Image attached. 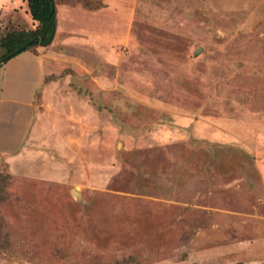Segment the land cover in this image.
<instances>
[{
    "label": "rangeland",
    "instance_id": "374dc122",
    "mask_svg": "<svg viewBox=\"0 0 264 264\" xmlns=\"http://www.w3.org/2000/svg\"><path fill=\"white\" fill-rule=\"evenodd\" d=\"M7 2L0 36L35 27ZM55 4L32 129L0 171V264H196L264 238V0Z\"/></svg>",
    "mask_w": 264,
    "mask_h": 264
},
{
    "label": "crops",
    "instance_id": "0c3cea01",
    "mask_svg": "<svg viewBox=\"0 0 264 264\" xmlns=\"http://www.w3.org/2000/svg\"><path fill=\"white\" fill-rule=\"evenodd\" d=\"M3 3L8 2L0 0V4ZM47 46H32L0 65V171L16 159L32 129L34 99L46 61L42 49ZM256 167L264 185V159H257ZM240 248L245 264H264V238L260 236L212 246L200 252L199 260L193 261L196 264H213L212 260L238 264L235 260Z\"/></svg>",
    "mask_w": 264,
    "mask_h": 264
},
{
    "label": "trees",
    "instance_id": "16d2710c",
    "mask_svg": "<svg viewBox=\"0 0 264 264\" xmlns=\"http://www.w3.org/2000/svg\"><path fill=\"white\" fill-rule=\"evenodd\" d=\"M31 18L35 22L32 29H12L0 36V46L5 52L0 56V65L16 54L32 46L49 45L56 30L55 0H24Z\"/></svg>",
    "mask_w": 264,
    "mask_h": 264
},
{
    "label": "water",
    "instance_id": "95a60500",
    "mask_svg": "<svg viewBox=\"0 0 264 264\" xmlns=\"http://www.w3.org/2000/svg\"><path fill=\"white\" fill-rule=\"evenodd\" d=\"M75 192V191H74Z\"/></svg>",
    "mask_w": 264,
    "mask_h": 264
}]
</instances>
